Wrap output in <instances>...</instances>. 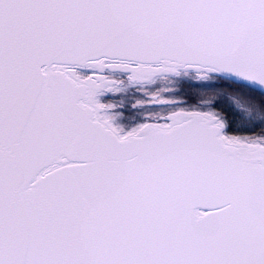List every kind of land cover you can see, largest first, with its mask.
Masks as SVG:
<instances>
[{
  "label": "snow or ice",
  "instance_id": "obj_1",
  "mask_svg": "<svg viewBox=\"0 0 264 264\" xmlns=\"http://www.w3.org/2000/svg\"><path fill=\"white\" fill-rule=\"evenodd\" d=\"M0 264H264V0H0Z\"/></svg>",
  "mask_w": 264,
  "mask_h": 264
},
{
  "label": "rangeland",
  "instance_id": "obj_2",
  "mask_svg": "<svg viewBox=\"0 0 264 264\" xmlns=\"http://www.w3.org/2000/svg\"><path fill=\"white\" fill-rule=\"evenodd\" d=\"M161 86L162 87H176L177 85L170 83V82H167V81H164V82H161ZM194 91H198V90H194ZM199 95L201 96V98L207 99V97L204 93L201 92Z\"/></svg>",
  "mask_w": 264,
  "mask_h": 264
},
{
  "label": "trees",
  "instance_id": "obj_3",
  "mask_svg": "<svg viewBox=\"0 0 264 264\" xmlns=\"http://www.w3.org/2000/svg\"><path fill=\"white\" fill-rule=\"evenodd\" d=\"M200 94V93H199ZM205 94V93H204ZM206 95V97H207V94H205Z\"/></svg>",
  "mask_w": 264,
  "mask_h": 264
}]
</instances>
